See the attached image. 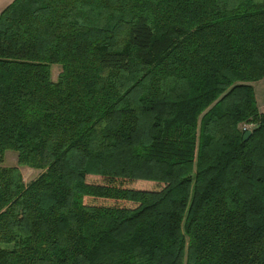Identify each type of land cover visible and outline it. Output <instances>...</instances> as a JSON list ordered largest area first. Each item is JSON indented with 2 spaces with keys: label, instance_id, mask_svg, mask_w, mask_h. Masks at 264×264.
I'll return each instance as SVG.
<instances>
[{
  "label": "trees",
  "instance_id": "obj_1",
  "mask_svg": "<svg viewBox=\"0 0 264 264\" xmlns=\"http://www.w3.org/2000/svg\"><path fill=\"white\" fill-rule=\"evenodd\" d=\"M263 78L264 0H13L0 264H264Z\"/></svg>",
  "mask_w": 264,
  "mask_h": 264
},
{
  "label": "rangeland",
  "instance_id": "obj_2",
  "mask_svg": "<svg viewBox=\"0 0 264 264\" xmlns=\"http://www.w3.org/2000/svg\"><path fill=\"white\" fill-rule=\"evenodd\" d=\"M61 69L59 66L51 67V77L53 81L57 80V77ZM254 95L256 98V102L258 104V109L261 112H264V78L253 84ZM17 164V156L13 152H7L4 158L3 166L4 167H16ZM19 171L22 175L23 181L25 184H29L33 181L39 174L40 171L32 170L27 167L19 168ZM150 188H154L153 185H149ZM1 248L9 249L10 245H0Z\"/></svg>",
  "mask_w": 264,
  "mask_h": 264
},
{
  "label": "crops",
  "instance_id": "obj_3",
  "mask_svg": "<svg viewBox=\"0 0 264 264\" xmlns=\"http://www.w3.org/2000/svg\"><path fill=\"white\" fill-rule=\"evenodd\" d=\"M13 0H0V12L7 7Z\"/></svg>",
  "mask_w": 264,
  "mask_h": 264
},
{
  "label": "built area",
  "instance_id": "obj_4",
  "mask_svg": "<svg viewBox=\"0 0 264 264\" xmlns=\"http://www.w3.org/2000/svg\"><path fill=\"white\" fill-rule=\"evenodd\" d=\"M251 128H252L251 125H243V126L241 127V130H242V131H248V130H250Z\"/></svg>",
  "mask_w": 264,
  "mask_h": 264
},
{
  "label": "water",
  "instance_id": "obj_5",
  "mask_svg": "<svg viewBox=\"0 0 264 264\" xmlns=\"http://www.w3.org/2000/svg\"><path fill=\"white\" fill-rule=\"evenodd\" d=\"M250 135H251L250 131L245 132L244 135H243V141L245 142Z\"/></svg>",
  "mask_w": 264,
  "mask_h": 264
}]
</instances>
